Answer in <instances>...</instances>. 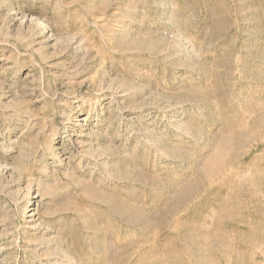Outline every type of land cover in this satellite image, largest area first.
Returning a JSON list of instances; mask_svg holds the SVG:
<instances>
[{"label":"rangeland","instance_id":"1","mask_svg":"<svg viewBox=\"0 0 264 264\" xmlns=\"http://www.w3.org/2000/svg\"><path fill=\"white\" fill-rule=\"evenodd\" d=\"M0 264H264V0H0Z\"/></svg>","mask_w":264,"mask_h":264}]
</instances>
